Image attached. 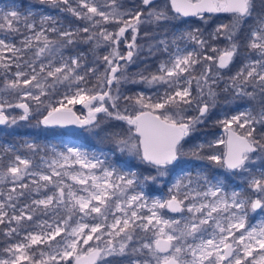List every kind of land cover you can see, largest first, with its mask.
<instances>
[{
  "label": "snow or ice",
  "instance_id": "snow-or-ice-1",
  "mask_svg": "<svg viewBox=\"0 0 264 264\" xmlns=\"http://www.w3.org/2000/svg\"><path fill=\"white\" fill-rule=\"evenodd\" d=\"M217 13L231 22L210 30ZM32 118L103 131L144 170L82 145L0 143V264H264V0L0 6V125ZM209 123L226 139L196 142ZM185 159L199 163L176 173Z\"/></svg>",
  "mask_w": 264,
  "mask_h": 264
},
{
  "label": "rangeland",
  "instance_id": "rangeland-1",
  "mask_svg": "<svg viewBox=\"0 0 264 264\" xmlns=\"http://www.w3.org/2000/svg\"><path fill=\"white\" fill-rule=\"evenodd\" d=\"M28 4L35 5L36 0H27ZM13 3V0H0V6L3 5H10ZM15 3L20 4L24 3V0H15ZM37 7H40L39 5H36ZM44 11L46 12H51L52 14H56L54 10L50 8H45ZM63 15V14H60ZM207 16H210L209 22L207 27L211 30L213 29L217 24L224 23L228 24L231 22V15L228 13H217V14H206ZM195 20V18H191ZM197 23H200L199 21H196ZM79 23V22H77ZM107 27L112 28L114 27L113 25H107ZM82 49L84 51H87L86 46H82ZM121 50L126 51L123 45H121ZM97 53L100 56H103L107 54L109 49L105 47H100L99 49L96 50ZM144 53L143 55H145ZM89 59L91 60L92 57L89 54ZM98 64H101L100 66V71H103V64L100 61H97ZM143 67V61L138 60L136 64H130L127 67V72L129 75L136 73ZM235 71V69H233ZM140 86L139 85H131V84H123L121 86L122 91L126 92V94H132L131 90H139ZM145 91H148L145 89ZM55 99V98H54ZM241 105V106H240ZM221 106H224L223 103ZM234 108H239V109H244L245 107H248L249 104L246 100L243 101H237L235 104L231 105ZM78 113L85 114L86 115V110L82 109L80 105H77L74 109ZM11 112L14 111L15 113L13 115H16L19 110H10ZM192 113H189L191 115ZM102 115V114H101ZM26 123L28 126L31 125V127H34V130L32 133H29V137H31L29 140H36L41 144H62V143H67L69 145H82L86 148H89L90 150H99L102 149L106 153H114V155H111L110 158L116 161L117 163L120 164L121 167H126V166H133L137 170H144V166L140 163L138 159H135L132 155H130L127 152L121 153L117 151L114 147V145L108 143L106 140L103 139L104 137V132L100 130H96L99 134H95L93 132H87L84 129L77 128L75 126H67V127H55V128H50V129H44L41 126H37V122L35 118H32L30 121H21L20 124ZM122 122H116V121H110L106 123L103 127L105 129L110 128L112 125H116ZM124 129H127V125H123ZM21 129L20 126L18 125L15 128H9V131L13 136L11 137H4L3 133L1 132L0 128V143L5 141L8 144L16 143V144H21L22 142L17 141L15 137H17L20 133H17L18 130ZM50 131L52 133V137H45L42 135L43 131ZM194 136L197 138L196 142H201L203 139L207 138H213L212 140H215L219 137H224L226 139L225 133L221 127L216 125L215 123H209L207 126H200V129L197 133L194 134ZM84 138V140H82ZM193 142V138L189 137L186 138V142L182 141L185 146V150H187L191 144L190 142ZM218 151H223L224 150V145H219ZM127 162V163H125ZM198 161H191V160H183L180 162L179 167L176 169V173L179 172L180 168L187 167L191 168L193 165L198 164ZM217 171L226 178V182L229 184L233 183H238V181H233L231 179V173H229L226 169H217ZM173 174L174 178L175 174ZM161 186L157 185L151 189V193L155 196L161 195V192L158 190ZM149 191V189H148ZM166 215L172 216V215H178V214H173V213H166ZM253 224L257 223V219H253L251 221ZM2 246V244H0Z\"/></svg>",
  "mask_w": 264,
  "mask_h": 264
},
{
  "label": "bare ground",
  "instance_id": "bare-ground-1",
  "mask_svg": "<svg viewBox=\"0 0 264 264\" xmlns=\"http://www.w3.org/2000/svg\"><path fill=\"white\" fill-rule=\"evenodd\" d=\"M146 53V52H145ZM147 55V53L145 54V56ZM152 61L150 60L149 61V63H151ZM100 66H101V64H100ZM148 91H150V90H148ZM55 99L56 98H58V97H54ZM231 105H233V104H230V105H228L229 107H232V108H234L233 106H231ZM241 106V105H240ZM240 110H244V109H240ZM12 113V115L15 113L14 111H12L11 112ZM20 126V128L21 129H19L18 130V132L17 133H20L17 137H15L16 139H17V141H19V142H23L25 139H30L31 137H29V133H32L33 132V130H34V127L32 128L31 127V125H27L26 123H22V124H20L19 125ZM0 128H1V132L3 133V136L4 137H11V136H13L12 134H11V132L9 131V128H6L5 126H2V125H0ZM42 135L43 136H45V137H52V133L50 132V131H48V130H46V131H43V133H42ZM209 139H213V138H209ZM82 140H84V138H82ZM5 141H3V142H1V143H4ZM192 143V141L190 142V144ZM149 191L151 192V189H149ZM153 193V192H152Z\"/></svg>",
  "mask_w": 264,
  "mask_h": 264
},
{
  "label": "trees",
  "instance_id": "trees-1",
  "mask_svg": "<svg viewBox=\"0 0 264 264\" xmlns=\"http://www.w3.org/2000/svg\"><path fill=\"white\" fill-rule=\"evenodd\" d=\"M25 2H27V0H24V4H25Z\"/></svg>",
  "mask_w": 264,
  "mask_h": 264
},
{
  "label": "flooded vegetation",
  "instance_id": "flooded-vegetation-1",
  "mask_svg": "<svg viewBox=\"0 0 264 264\" xmlns=\"http://www.w3.org/2000/svg\"><path fill=\"white\" fill-rule=\"evenodd\" d=\"M25 4H28V1H27V2H25Z\"/></svg>",
  "mask_w": 264,
  "mask_h": 264
},
{
  "label": "water",
  "instance_id": "water-1",
  "mask_svg": "<svg viewBox=\"0 0 264 264\" xmlns=\"http://www.w3.org/2000/svg\"><path fill=\"white\" fill-rule=\"evenodd\" d=\"M69 126H71V125H69Z\"/></svg>",
  "mask_w": 264,
  "mask_h": 264
}]
</instances>
